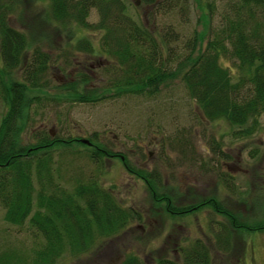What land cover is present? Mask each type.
I'll use <instances>...</instances> for the list:
<instances>
[{"label":"trees","instance_id":"16d2710c","mask_svg":"<svg viewBox=\"0 0 264 264\" xmlns=\"http://www.w3.org/2000/svg\"><path fill=\"white\" fill-rule=\"evenodd\" d=\"M45 5L47 26L70 37L72 48L104 58L105 80L89 86V78L58 88L73 103L96 104L109 99L143 97L157 100L181 83L198 108L201 122L223 121L240 139L253 137L264 117V0H193L202 30L185 38L171 24L150 28L130 13L127 0H26ZM165 19L189 23L192 0H138ZM221 6L219 7V4ZM24 0H0V205L6 224L33 231L30 254L0 247V264H58L65 256H80L100 242L117 237L141 215L121 204L112 189L100 182L106 160L120 159L125 169L144 180L152 201L173 217L208 210L223 221L212 236L180 248L184 264H212V252H232L233 234L264 232V218L250 222L215 195L194 205L177 206L167 187L151 172L133 167L128 158L89 140L60 138L31 132L32 106L50 86L53 56L11 18L23 21ZM95 11L97 21L91 22ZM219 21L214 25L215 16ZM86 34L98 36L99 46ZM230 66H225L224 62ZM190 135L179 136L182 152L197 160ZM83 141H88L89 144ZM88 151L97 173H86L77 164L75 144ZM73 155L74 157H70ZM122 157L124 159H122ZM86 158V159H87ZM226 181V180H225ZM264 210V209H263ZM121 264H145L129 254ZM156 264H177L158 258Z\"/></svg>","mask_w":264,"mask_h":264},{"label":"rangeland","instance_id":"374dc122","mask_svg":"<svg viewBox=\"0 0 264 264\" xmlns=\"http://www.w3.org/2000/svg\"><path fill=\"white\" fill-rule=\"evenodd\" d=\"M24 2L25 19L17 21L13 17L11 24L25 31L34 41L33 46L48 51L54 59L48 72L51 84L39 93V100L32 106V127L25 137L31 138V132L34 135L46 131L60 138L91 139L126 156L133 167L151 172L167 187L177 206L194 205L201 198L215 195L250 222L264 218V117L253 137L240 139L223 121L200 122L198 108L181 83L168 88L157 100L124 97L96 104L73 103L58 86L87 77L92 81L89 86L98 87L106 78L105 66L109 62L73 49L74 39L70 44L68 35L47 26L45 5ZM127 2L130 13L150 28L167 29L172 24L185 38L191 37L196 29L202 30L193 0L195 9L189 23L160 15L153 20V7L142 6L138 0ZM90 21H97L95 11ZM218 21L217 14L214 25ZM86 36L99 46L98 36ZM223 64L230 66L228 61ZM182 134L190 135L197 160L181 151ZM75 150L80 170L97 173L98 167L88 161V151L77 143ZM100 182L142 219L117 237L100 242L95 250L80 256H65L58 264H121L129 254L137 255L145 264H156L158 258L184 264L180 248L190 246L197 239L206 241L217 226L211 224L213 218L223 221L206 209L170 216L152 201L144 180L127 171L120 159L106 160ZM3 213L0 205V247L30 254L35 241L29 224L10 226L5 223ZM233 245L227 255L212 252V264H264V232L236 231Z\"/></svg>","mask_w":264,"mask_h":264},{"label":"water","instance_id":"95a60500","mask_svg":"<svg viewBox=\"0 0 264 264\" xmlns=\"http://www.w3.org/2000/svg\"><path fill=\"white\" fill-rule=\"evenodd\" d=\"M83 142L86 143V144H89L88 141H83Z\"/></svg>","mask_w":264,"mask_h":264},{"label":"flooded vegetation","instance_id":"af4514ba","mask_svg":"<svg viewBox=\"0 0 264 264\" xmlns=\"http://www.w3.org/2000/svg\"><path fill=\"white\" fill-rule=\"evenodd\" d=\"M122 159H124V158L122 157Z\"/></svg>","mask_w":264,"mask_h":264}]
</instances>
